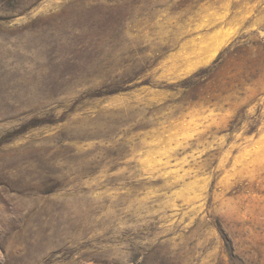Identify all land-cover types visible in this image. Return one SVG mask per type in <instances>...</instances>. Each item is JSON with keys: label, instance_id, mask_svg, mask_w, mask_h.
I'll return each instance as SVG.
<instances>
[{"label": "rangeland", "instance_id": "1", "mask_svg": "<svg viewBox=\"0 0 264 264\" xmlns=\"http://www.w3.org/2000/svg\"><path fill=\"white\" fill-rule=\"evenodd\" d=\"M0 264H264V0H0Z\"/></svg>", "mask_w": 264, "mask_h": 264}]
</instances>
